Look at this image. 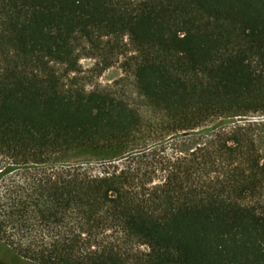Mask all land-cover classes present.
I'll list each match as a JSON object with an SVG mask.
<instances>
[{"label":"trees","instance_id":"trees-1","mask_svg":"<svg viewBox=\"0 0 264 264\" xmlns=\"http://www.w3.org/2000/svg\"><path fill=\"white\" fill-rule=\"evenodd\" d=\"M84 57L120 61L144 112L79 83ZM0 241L264 264V0H0Z\"/></svg>","mask_w":264,"mask_h":264},{"label":"rangeland","instance_id":"rangeland-1","mask_svg":"<svg viewBox=\"0 0 264 264\" xmlns=\"http://www.w3.org/2000/svg\"><path fill=\"white\" fill-rule=\"evenodd\" d=\"M80 64L81 72L78 73L79 83L83 82L88 88L94 86L107 88L111 93L118 96V99H123L144 112L145 105L136 95L133 80L130 74L124 70L123 66H121L120 61L109 67L101 68L100 65L95 64L94 58L84 57L80 60ZM5 240L12 245L16 244L13 239H8L6 236ZM3 246L6 249H9L0 241V248ZM8 252L11 260L15 259L16 261H11L10 264H34L33 262L17 256V254L12 251H7V253ZM6 261V257L0 251V264H7Z\"/></svg>","mask_w":264,"mask_h":264},{"label":"flooded vegetation","instance_id":"flooded-vegetation-1","mask_svg":"<svg viewBox=\"0 0 264 264\" xmlns=\"http://www.w3.org/2000/svg\"><path fill=\"white\" fill-rule=\"evenodd\" d=\"M3 247L0 248V251L6 257V260H7L6 263L10 264L11 261H15V259L11 260L9 252L7 253V251H12L13 253H15V251L13 249L9 248V247H8L9 249H6L5 247L3 248Z\"/></svg>","mask_w":264,"mask_h":264}]
</instances>
